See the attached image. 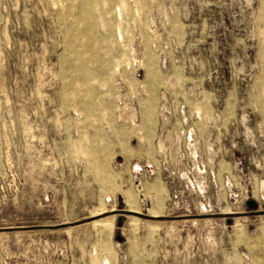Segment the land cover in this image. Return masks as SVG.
Wrapping results in <instances>:
<instances>
[{"label":"rangeland","instance_id":"374dc122","mask_svg":"<svg viewBox=\"0 0 264 264\" xmlns=\"http://www.w3.org/2000/svg\"><path fill=\"white\" fill-rule=\"evenodd\" d=\"M124 2L105 21L121 29L133 87L121 68L109 73L118 98L88 117L70 82L62 5L0 0V264L101 263V242L110 264H264V0ZM98 32L111 51L115 39ZM96 152H106L98 168ZM110 217L108 240L93 223ZM237 219L246 242L233 234Z\"/></svg>","mask_w":264,"mask_h":264},{"label":"bare ground","instance_id":"6f19581e","mask_svg":"<svg viewBox=\"0 0 264 264\" xmlns=\"http://www.w3.org/2000/svg\"><path fill=\"white\" fill-rule=\"evenodd\" d=\"M116 2L117 6L121 9L125 8L124 0H57V3L61 4L64 12L61 13L62 20L67 24L69 29V34L66 35L67 40V48L66 51L70 54L71 60L75 63L71 68V76L70 82L72 84L80 85L83 88V97L84 103H81L82 110L87 113L88 117L93 116L94 111H96L95 104L98 100H108L109 102L112 99H117V95H113L111 93L110 88V79L108 78V74L110 73V77L118 75L119 69H122V78L126 83H128V88L133 87V78L128 80L127 68L130 67V61L126 55V49L122 43L123 35L121 33V29L119 26L111 25L105 21V17L108 15L107 8L110 5ZM108 30L110 36H112L114 40V48L108 50L109 52H103L104 46L103 43L99 41L100 33L98 29ZM73 34H76L77 37H73ZM114 54V55H113ZM112 57L113 65L110 69L109 61L100 58L99 56ZM116 55V58H115ZM109 58V57H108ZM110 59V58H109ZM150 57L147 58V66L145 71V79L153 80L155 79L154 72L150 67ZM102 72L101 74H96L97 72ZM109 71V72H108ZM105 73V74H103ZM264 73V70H263ZM96 74V75H95ZM104 75V76H102ZM100 76V77H99ZM92 82H97V85L105 90L103 97H98V95L93 91L91 87ZM115 84V80H113ZM117 90V87H113ZM199 111V110H198ZM119 121L122 127H126L130 131L134 133V135L140 140H144V134L141 127V123L135 121L134 119L127 122L122 116H118L116 118ZM244 121V119H243ZM137 123V125H136ZM112 131V130H110ZM87 141V140H86ZM119 148L123 147V145H118ZM76 148V147H75ZM123 150V149H122ZM155 152L157 156H161L165 152V147L161 143V141H157L155 145ZM75 157L80 159L86 158V153L83 150L82 145L78 146V149L75 152ZM106 159V152L103 153H93L91 157V163L95 167H99V164L104 162ZM146 160H152V154H147ZM129 160L127 159V163L125 169L128 170ZM129 171V170H128ZM156 183H153L149 186V192H153L155 196L158 195V188L156 187ZM120 188L116 191H120ZM122 195L124 197L125 203L128 208L132 211H137L134 206V202L131 199V194L127 193V191H122ZM107 201H111L112 203L115 201V192H109V195L106 197ZM114 217L102 219L93 223L94 226L99 227L103 235L108 237V240L111 238L112 230L114 229ZM139 220L135 217H128L126 222V227L130 231H135L137 229V224ZM239 220H235L232 230L235 238L238 242H246V233L243 228L239 224ZM155 227V223L149 222L146 224L147 231L151 233ZM263 231V230H262ZM261 231V232H262ZM130 244V251L132 252L135 248L134 243ZM102 242L98 246L99 252L101 254V263L98 258L94 260V264H110L109 259V249Z\"/></svg>","mask_w":264,"mask_h":264},{"label":"water","instance_id":"95a60500","mask_svg":"<svg viewBox=\"0 0 264 264\" xmlns=\"http://www.w3.org/2000/svg\"><path fill=\"white\" fill-rule=\"evenodd\" d=\"M248 207L249 208H252V209H255L256 208V205L254 203H249L248 204Z\"/></svg>","mask_w":264,"mask_h":264}]
</instances>
